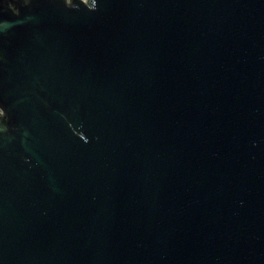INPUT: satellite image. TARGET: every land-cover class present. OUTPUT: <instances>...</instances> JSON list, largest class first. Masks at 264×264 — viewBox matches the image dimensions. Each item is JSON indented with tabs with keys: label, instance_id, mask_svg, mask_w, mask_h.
Wrapping results in <instances>:
<instances>
[{
	"label": "water",
	"instance_id": "1",
	"mask_svg": "<svg viewBox=\"0 0 264 264\" xmlns=\"http://www.w3.org/2000/svg\"><path fill=\"white\" fill-rule=\"evenodd\" d=\"M0 264H264V0H0Z\"/></svg>",
	"mask_w": 264,
	"mask_h": 264
}]
</instances>
